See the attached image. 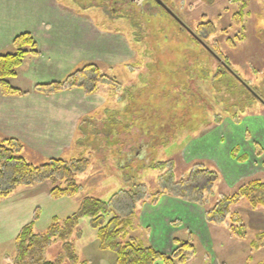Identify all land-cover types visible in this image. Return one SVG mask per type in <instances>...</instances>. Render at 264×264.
Listing matches in <instances>:
<instances>
[{
    "label": "rangeland",
    "instance_id": "1",
    "mask_svg": "<svg viewBox=\"0 0 264 264\" xmlns=\"http://www.w3.org/2000/svg\"><path fill=\"white\" fill-rule=\"evenodd\" d=\"M107 1L114 18L102 8L105 0H0V54L14 52L12 40L23 33L38 53L10 80L26 94L0 93V138L16 139L34 166L52 158L89 162L73 197L52 199L54 185L46 182L0 202V264H12L15 237L35 211L34 232L43 234L53 217L62 223L87 197L109 204L106 219L131 220L123 242L166 252L172 239L191 240L196 254L187 264H264V247L250 246L264 232V208L252 210L245 200L231 207L245 224V241L233 238L222 218L205 219L247 181L264 182V0H160L195 37L155 3ZM206 22L216 32L200 44L196 29ZM133 33H141L140 42ZM88 65L107 77L93 94L35 90ZM232 147L246 154L244 165L230 157ZM156 162L165 163L152 168ZM195 167L217 176L202 206L199 193L174 185ZM70 241L74 264H93L94 257L114 264L98 249L88 218ZM43 257L72 264L59 240Z\"/></svg>",
    "mask_w": 264,
    "mask_h": 264
},
{
    "label": "trees",
    "instance_id": "2",
    "mask_svg": "<svg viewBox=\"0 0 264 264\" xmlns=\"http://www.w3.org/2000/svg\"><path fill=\"white\" fill-rule=\"evenodd\" d=\"M106 2L108 1L105 0L102 8L107 15L114 18ZM237 15L241 21L242 12ZM138 26L132 24V27L139 28ZM215 32L211 22L201 23L196 29V33L200 35V38L197 37V39L203 43ZM133 35L135 40L141 41V33H133ZM11 45L14 52L0 54V93L6 97L26 94L12 86L10 80L16 78L17 71L27 55H38L35 41L28 33L17 35ZM222 67L226 71L228 70L225 64H222ZM217 71L216 75L223 74L219 70ZM106 78L104 74L99 73L97 66L88 65L67 76L63 81L38 84L35 90H38L39 93L52 94L63 89L77 88L87 94H93L99 85L105 84ZM157 138L153 136L152 140ZM21 151L22 146L16 139L0 138V202L9 198L19 187H29L46 182L54 185L49 192L52 199L73 197L80 193L81 188L77 183V176L87 171L88 160L72 159L67 161L61 158H52L43 165L34 166L20 156ZM238 152L237 149L232 150L231 157L235 158ZM247 159L246 156H242L238 158V161L245 162ZM164 163H152L151 167L162 168ZM199 179H204L205 183L199 184ZM216 181L217 176L214 172L195 167L188 174L187 179L176 181L174 185H183L191 193H199L202 197V206L205 202L203 194L208 193ZM186 192L185 190L181 192L183 197L186 196ZM161 193H157L159 197L163 196ZM240 200H245L252 210L264 208V182L257 179L247 181L238 188L234 195L223 197L209 209L205 213V219L209 223H215L213 222L214 218H222L221 222L226 224L229 234L233 238L243 241L247 239L245 224L237 212L231 211V207L238 204ZM110 212L108 203L87 197L82 200L75 214L67 217L62 223L53 217L46 231L43 234H37L34 232V225L38 219L37 211H35L32 221L24 225L15 237V256L12 264H58V262H47L43 257L44 250L55 240L63 243L65 256L74 264L77 261V255L70 238L82 218L90 220L92 228L96 230L98 249L102 252H110L114 256L115 264H187L195 256L196 251L191 240L182 242L173 239L174 249L170 254L150 246H141L134 241L123 242L128 228H131V220L119 216L106 219ZM250 246L254 249L264 247V232L257 234L250 242Z\"/></svg>",
    "mask_w": 264,
    "mask_h": 264
},
{
    "label": "crops",
    "instance_id": "3",
    "mask_svg": "<svg viewBox=\"0 0 264 264\" xmlns=\"http://www.w3.org/2000/svg\"><path fill=\"white\" fill-rule=\"evenodd\" d=\"M236 148H234V147H232V149H231V151L232 150H235ZM231 151H230V157H231ZM239 153H241V156L240 157H242V156H246V154L245 153H242V152H238V154ZM247 157V156H246ZM232 158V157H231ZM239 158V157H238ZM238 158H232V159H234L236 162H237V164H239V165H244V163L245 162H247L249 159H247L245 162H240V161H238ZM248 158V157H247ZM5 200H10L9 198H7V199H5ZM14 200V199H13ZM178 200V199H177ZM5 202V201H4ZM158 205V204H157ZM159 208H158V210H160V207H161V205L160 206H158ZM35 213V212H34ZM196 214V213H195ZM196 216H199V215H197L196 214ZM34 218V214H33V216H32V218H31V221H32V219ZM175 220H178V221H180L179 219H174V220H172V221H175ZM29 221V220H28ZM27 221V222H28ZM167 221V223H169V221H170V219H167L166 220ZM181 222V221H180ZM29 223V222H28ZM26 225V224H25ZM150 227H151V225H150ZM154 228H155V226H154ZM190 236H192V233L189 235V238H190ZM243 241H245V240H243ZM98 244V243H97ZM174 244H173V239H172V244H171V246H170V249L168 250V251H166V252H164V253H167V254H170L172 251H173V249H174V246H173ZM96 258L94 257V260H93V264H112V259H110L109 261V263H107L108 261H106L104 258L102 259V258H98L96 261ZM206 263V262H205ZM114 264H115V262H114Z\"/></svg>",
    "mask_w": 264,
    "mask_h": 264
},
{
    "label": "flooded vegetation",
    "instance_id": "4",
    "mask_svg": "<svg viewBox=\"0 0 264 264\" xmlns=\"http://www.w3.org/2000/svg\"><path fill=\"white\" fill-rule=\"evenodd\" d=\"M132 2H134V3H137V4H140V5H142V4H146L147 6H150V4L151 3H155L159 8H161L164 12H165V10L161 7V6H159L156 2H155V0H131ZM109 9V8H108ZM111 12H114L115 11V9L114 8H111V9H109ZM168 14V13H167ZM186 30V29H185ZM194 35V34H193ZM195 36V35H194ZM196 40L201 44L202 42L199 40V39H197L196 38Z\"/></svg>",
    "mask_w": 264,
    "mask_h": 264
},
{
    "label": "water",
    "instance_id": "5",
    "mask_svg": "<svg viewBox=\"0 0 264 264\" xmlns=\"http://www.w3.org/2000/svg\"><path fill=\"white\" fill-rule=\"evenodd\" d=\"M155 2L159 5V6H161L164 10H165V12L166 13H168L171 17H173L180 25H181V27H183V28H185V26H184V24L182 23V22H180L178 19H177V17L160 1V0H155ZM185 29H187V28H185ZM188 30V29H187ZM188 32L192 35V36H194L189 30H188ZM195 37V36H194Z\"/></svg>",
    "mask_w": 264,
    "mask_h": 264
}]
</instances>
